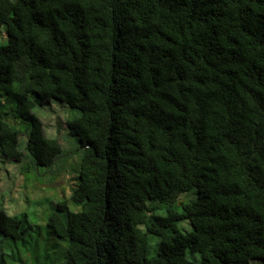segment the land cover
I'll list each match as a JSON object with an SVG mask.
<instances>
[{"label": "trees", "instance_id": "trees-1", "mask_svg": "<svg viewBox=\"0 0 264 264\" xmlns=\"http://www.w3.org/2000/svg\"><path fill=\"white\" fill-rule=\"evenodd\" d=\"M3 27L4 161L61 157L31 96L76 113L78 183L47 227L65 264H264V0H0ZM0 233L24 235L1 209Z\"/></svg>", "mask_w": 264, "mask_h": 264}, {"label": "rangeland", "instance_id": "rangeland-1", "mask_svg": "<svg viewBox=\"0 0 264 264\" xmlns=\"http://www.w3.org/2000/svg\"><path fill=\"white\" fill-rule=\"evenodd\" d=\"M6 28L0 32V45H6ZM35 103L34 113L45 126L49 138L57 139L62 146L60 159L53 167L30 166L27 174L20 169L21 163L6 162L0 156V209L21 222L24 235L15 241L0 233V264H65L66 245L51 237L47 227L52 214L57 212V205L70 199L78 183V168L83 156L78 138L69 134L67 122L76 116L62 103L52 100L41 103L31 96ZM20 150L26 156V138L19 137ZM197 191L182 194L176 206L181 211L184 204L197 199ZM69 211H76L74 204H68ZM158 210L157 215H163ZM179 230L190 232L192 226L187 220L178 222ZM158 238L149 237L148 259H154L158 253ZM191 260H200L198 253L188 251Z\"/></svg>", "mask_w": 264, "mask_h": 264}]
</instances>
